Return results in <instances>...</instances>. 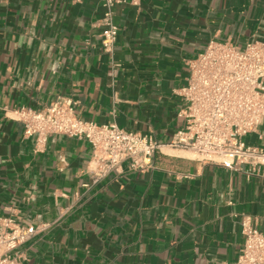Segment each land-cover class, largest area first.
I'll list each match as a JSON object with an SVG mask.
<instances>
[{"label":"crops","instance_id":"crops-1","mask_svg":"<svg viewBox=\"0 0 264 264\" xmlns=\"http://www.w3.org/2000/svg\"><path fill=\"white\" fill-rule=\"evenodd\" d=\"M101 0H0V218L41 226L24 264H233L240 221L264 233V171L163 147L151 167L94 182L92 145L51 134L42 151L12 110L57 96L99 124L169 143L182 119L173 89L210 40L264 41V0H126L113 56L102 44ZM113 63L115 64L113 66ZM117 64V65H116ZM246 143L264 147V123Z\"/></svg>","mask_w":264,"mask_h":264},{"label":"built area","instance_id":"built-area-1","mask_svg":"<svg viewBox=\"0 0 264 264\" xmlns=\"http://www.w3.org/2000/svg\"><path fill=\"white\" fill-rule=\"evenodd\" d=\"M101 1L102 44L113 56L119 34L114 7L126 0ZM186 63L187 81L173 89L181 103L177 115L182 122L167 144L152 134L127 130L115 123L84 120L67 96H57L42 110L26 106L13 109V118L24 124L26 137L36 138L37 151L45 148L51 134L87 140L93 147L89 172L94 182L114 172L122 173L125 162L135 171L151 167L163 147L191 152L232 170L247 166L249 177L261 174L264 147L248 145L245 139L264 123V41L250 40L239 47L229 41L210 40ZM240 225L245 243L233 264H264V233L251 216L244 215ZM40 228L20 216L0 218V264H24L26 257L20 248Z\"/></svg>","mask_w":264,"mask_h":264},{"label":"rangeland","instance_id":"rangeland-1","mask_svg":"<svg viewBox=\"0 0 264 264\" xmlns=\"http://www.w3.org/2000/svg\"><path fill=\"white\" fill-rule=\"evenodd\" d=\"M197 156V155H196Z\"/></svg>","mask_w":264,"mask_h":264}]
</instances>
